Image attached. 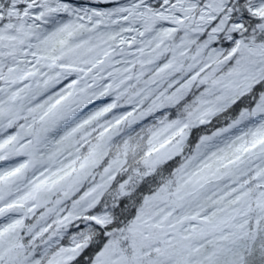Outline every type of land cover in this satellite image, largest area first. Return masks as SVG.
<instances>
[{
	"label": "snow or ice",
	"instance_id": "snow-or-ice-1",
	"mask_svg": "<svg viewBox=\"0 0 264 264\" xmlns=\"http://www.w3.org/2000/svg\"><path fill=\"white\" fill-rule=\"evenodd\" d=\"M0 264H264V0H0Z\"/></svg>",
	"mask_w": 264,
	"mask_h": 264
}]
</instances>
